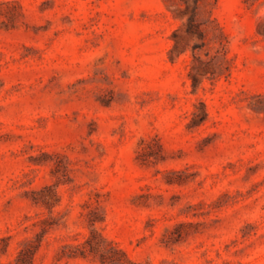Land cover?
Segmentation results:
<instances>
[{"label":"rangeland","instance_id":"rangeland-1","mask_svg":"<svg viewBox=\"0 0 264 264\" xmlns=\"http://www.w3.org/2000/svg\"><path fill=\"white\" fill-rule=\"evenodd\" d=\"M257 95L264 0H0V264H264Z\"/></svg>","mask_w":264,"mask_h":264},{"label":"trees","instance_id":"trees-1","mask_svg":"<svg viewBox=\"0 0 264 264\" xmlns=\"http://www.w3.org/2000/svg\"><path fill=\"white\" fill-rule=\"evenodd\" d=\"M198 5L196 3L194 9L196 10ZM195 24V12H193L188 17V30L192 29L193 25ZM199 35L204 38V34L201 30L198 29ZM256 101L258 103L264 104V95H257L255 96ZM250 108L254 111H264L263 107H259L258 105H250ZM5 242V240H3ZM23 249H20L17 253L16 258L13 262H9L7 264H33V257L36 251L37 243L33 242L32 240H25L22 242ZM93 250L99 254L101 263H109V264H120L118 261H114L111 259V253L115 251V249L111 246V244L107 243L104 239L100 238L99 243L94 245Z\"/></svg>","mask_w":264,"mask_h":264}]
</instances>
